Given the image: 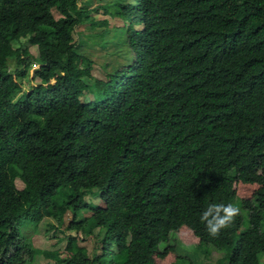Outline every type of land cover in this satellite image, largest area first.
<instances>
[{"label":"trees","instance_id":"obj_1","mask_svg":"<svg viewBox=\"0 0 264 264\" xmlns=\"http://www.w3.org/2000/svg\"><path fill=\"white\" fill-rule=\"evenodd\" d=\"M135 1L95 8L122 20L132 58L96 78L75 31L110 18L80 0H0V264H194L172 241L183 229L225 251L217 264H261L264 0ZM209 203L241 210L217 238ZM45 219L93 246L36 248L24 229Z\"/></svg>","mask_w":264,"mask_h":264},{"label":"rangeland","instance_id":"obj_2","mask_svg":"<svg viewBox=\"0 0 264 264\" xmlns=\"http://www.w3.org/2000/svg\"><path fill=\"white\" fill-rule=\"evenodd\" d=\"M120 0H80V5L88 4L91 7L92 17L97 20H102L110 18L108 21L109 27H92L90 24H82L76 28L75 31V52L84 55L93 64L92 74L96 78H103L106 75L112 73L114 67L116 70H120L121 66H128L132 60L129 54V46L127 43V31H120L123 27V22L120 18L113 19L109 15L104 13L102 8H99L95 12V8L101 7L100 5L106 2L111 3ZM123 3H136L135 0H122ZM56 17H60L59 12L54 10ZM123 42H126L123 44ZM15 48H20V46L26 47L28 42L26 39L20 42L13 43ZM125 46H127V49ZM30 51L34 56H38V51L36 48H30ZM36 67V65L34 66ZM34 70V68H32ZM105 75V76H104ZM89 81L90 78H84ZM88 98H92L91 94H87ZM17 187L22 189L24 184L18 179ZM88 201L91 200L94 203L99 202V197H87ZM51 224H56L53 219H45L38 230H34L32 226H28V229H24L27 235L31 237L32 243L36 248L42 250H50L64 254V250L68 244L69 235L79 237L82 241V245L87 248L93 246V240L91 237H86L84 234L75 232L73 230H55L51 228ZM64 229V228H63ZM176 235V234H175ZM172 236V241L174 245H180L177 250L181 255L195 256L194 264H217L218 260L225 257V251H216L211 245L208 248L209 253L203 251L197 246V238L195 239L186 229L180 233L179 236ZM177 239V240H175ZM78 240V239H77ZM184 240V241H183ZM172 241L168 242L166 245L172 244ZM47 258L44 254H40L34 264H47ZM225 263V261H224ZM261 264H264V257H261Z\"/></svg>","mask_w":264,"mask_h":264},{"label":"clouds","instance_id":"obj_3","mask_svg":"<svg viewBox=\"0 0 264 264\" xmlns=\"http://www.w3.org/2000/svg\"><path fill=\"white\" fill-rule=\"evenodd\" d=\"M250 174L251 168L245 167ZM240 208L232 203H209L200 214V220L204 223L208 234L217 238L221 232L230 227L235 218L240 214Z\"/></svg>","mask_w":264,"mask_h":264}]
</instances>
